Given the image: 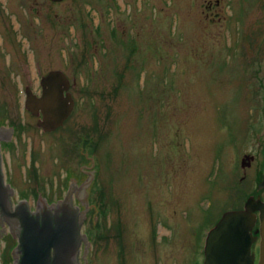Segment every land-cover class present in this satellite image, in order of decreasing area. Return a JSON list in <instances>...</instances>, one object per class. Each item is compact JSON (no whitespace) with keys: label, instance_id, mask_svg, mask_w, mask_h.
I'll return each instance as SVG.
<instances>
[{"label":"rangeland","instance_id":"obj_1","mask_svg":"<svg viewBox=\"0 0 264 264\" xmlns=\"http://www.w3.org/2000/svg\"><path fill=\"white\" fill-rule=\"evenodd\" d=\"M28 1L0 6L1 121L37 127L20 114L17 66L64 67L76 83L53 144L36 132L15 163L19 196L62 194L88 161L78 132L97 167L85 263L202 264L222 213L264 197V0ZM14 243L0 240V264Z\"/></svg>","mask_w":264,"mask_h":264},{"label":"water","instance_id":"obj_2","mask_svg":"<svg viewBox=\"0 0 264 264\" xmlns=\"http://www.w3.org/2000/svg\"><path fill=\"white\" fill-rule=\"evenodd\" d=\"M58 71H51L42 77V93L38 96L27 92L25 105L33 113L42 112L38 125L43 128L56 127L68 116L73 107V98L69 92L64 93L66 77ZM62 79V83H61ZM64 82V83H63ZM12 126L0 127V138L10 140ZM87 156V153H86ZM88 157V156H87ZM92 165H81L80 169L90 175L77 188L76 180L72 179L67 194L63 201L57 200L48 206L45 198L39 194L36 212L28 210L27 201L19 200L14 211L11 210L8 193L13 194V189L2 184L0 172V236L5 231L1 213L10 224L11 232L19 236V244L12 253L16 258L13 264H78L77 252L80 238L84 240L85 249L83 258L87 261L86 253L89 242L85 233L79 234V226L85 211L88 209V194L85 187L93 178ZM249 164L242 159V165ZM258 187L264 188V171ZM85 204L86 209L81 210L80 220L77 222V206H71V191ZM80 189V194L77 195ZM37 190V189H36ZM40 193V192H39ZM54 207V213L50 208ZM258 211V213H257ZM259 226L255 231L260 233L259 258L257 264H264V199L259 196H250L245 201L243 208L230 209L222 213L217 223L208 230L204 242L203 264H255L251 243L255 236L252 227L256 221ZM53 246V257H50V247ZM84 262V263H85Z\"/></svg>","mask_w":264,"mask_h":264},{"label":"flooded vegetation","instance_id":"obj_3","mask_svg":"<svg viewBox=\"0 0 264 264\" xmlns=\"http://www.w3.org/2000/svg\"><path fill=\"white\" fill-rule=\"evenodd\" d=\"M53 3H61L65 0H50ZM3 2L6 5L9 6H13V4H23V5H27L30 4L31 1L28 0H0V6L3 4ZM29 7V5H27ZM81 24V23H80ZM17 31L18 29L15 28ZM71 31V28L69 29ZM72 35H76V29H73V33ZM16 37V36H15ZM20 36H18V39ZM0 42L1 45L6 44V41L4 42L3 40H1L0 38ZM25 47H27V45H24V49ZM0 53H3L0 50ZM35 63V62H34ZM35 67H31L30 63H26V64H21L19 66L16 67L17 69V73L14 74L13 76H11V80L13 82L16 83H23L24 84V88H23V100H22V104L23 106L19 107L20 108V114L23 116V118H25V115H31L32 117L36 118V129L38 131H36L35 127H19L18 123H12V122H5V121H1L0 118V127L4 126V128H8L10 126H12V132L10 133V140H5L0 138V172H1V176H2V184L6 185V183H8V188H12L13 189V194L8 193V198H9V202H10V206H11V210L14 211L15 209V205L18 204L19 200L25 199L27 201V205H28V210H30V214L32 213V211H34V213L36 212V206L38 203V198H39V194L41 197L45 198L46 204L48 206H50V204L52 202H54L55 206L57 204V200H61L63 201L67 191L69 189V186L72 182V179L70 178H74L75 183L77 185V188L80 186V184L90 175V173L84 172L83 170L80 169L81 165H86V166H91L92 165V159L88 158V157H92L93 158V178L91 179L90 183L85 187L86 192L88 193L86 195V200L88 201V209L86 211H89L90 209H95L96 206L95 204H93V202L91 201V187L93 185L94 180L96 179V174H97V167H96V160L94 156H91L90 154H88L87 152H84L86 150H84L83 147V139H80L82 136L77 132L75 135V139L73 141V146L75 147V149L77 151H79V155L82 157H86V159L88 160L87 163H83V162H79L76 166V171L77 172H73V171H69L66 172V182L60 184L59 186H56L57 189H61L62 190V194L58 195L56 197H50L46 194V192H44V188L43 190L39 189V185L38 184H34V192L36 191V196L33 197V195L31 194L28 197H20L19 196V192H18V187L16 186L15 183H17V178L19 177L18 173H17V166L15 163L19 162L21 158H26L27 157V153H29L31 155V153H33L35 146L34 143L36 141V136L34 134H36V132L38 133V135L40 136H45L44 138L47 139L48 145L51 146L53 143L52 140H54L53 135L55 133H57L58 131L62 130L64 127H61L65 124V122L68 120V118L71 116L73 109H74V97L73 94L71 92V89H73V87L75 86L76 83V76L75 74H69L64 67H52V68H48L45 69L44 71L42 70V67L35 63ZM67 64V61H66ZM98 65V64H97ZM97 65L95 67H97ZM43 68H46L43 67ZM51 71H58L64 78V76L66 77L67 81H66V87L64 89V93L66 94L67 92H69L73 98V107L71 109V111L69 112L68 116L62 121L61 124H59L56 127H48V128H43L40 125H38V120L40 118H42V112L39 110L38 113H33L30 109H28L25 105V101H26V97H27V92H30V94H35V95H40L42 93V85H41V79L42 77L46 76L48 73H50ZM114 72V71H113ZM75 73V72H74ZM61 83H62V79H61ZM64 83V82H63ZM19 100V96L17 97ZM20 102H19V106H20ZM27 116V115H26ZM0 117H1V113H0ZM24 120V119H23ZM17 122V120H16ZM32 130V132H31ZM83 138V137H82ZM46 140H42V142L44 144H47V142L45 143ZM48 146V147H49ZM24 147V148H23ZM87 153V156H86ZM246 161V160H245ZM35 162L37 164V166L39 167V161L35 159ZM26 173V172H25ZM57 185V182L56 184ZM37 189V190H36ZM262 193L264 191V188H262L260 190ZM259 191V192H260ZM40 192V193H39ZM80 194V189L77 192V195ZM264 198V197H261ZM71 206H77V222L79 223L80 220V212L81 210H85L86 206L85 204H82V201L77 198V196L75 195V189H73L71 191ZM243 207V206H242ZM241 207V208H242ZM240 208V209H241ZM50 210L52 211V213H54V207L50 208ZM258 213V211H257ZM1 218H2V222L5 226V231H1V236H0V240H2L4 238V236L6 235H10L12 237V239L15 241V243L9 247V253L8 255L10 256V263L9 264H13V261L16 259L12 253L13 249L19 244L20 240H19V236L18 234L14 237L12 232H11V228H10V224L5 220L3 214L1 213ZM259 226V221L257 220L255 222V224L252 227V235L255 236L254 240L251 243V251L254 253V263L257 264L258 262V258H259V241H260V233L259 231H255ZM0 228H2V225L0 224ZM79 234H83V230H82V222L80 223L79 226ZM207 232L205 233L204 236V240H203V252H202V259L201 262L203 264L204 261V242H205V237H206ZM85 243L84 240L82 238H80L79 244H78V252H77V261L78 264H86L84 263L85 260L83 258V253H84V249H85ZM254 246V247H253ZM88 248V247H87ZM50 257H53V246L50 247ZM87 258V257H86Z\"/></svg>","mask_w":264,"mask_h":264}]
</instances>
